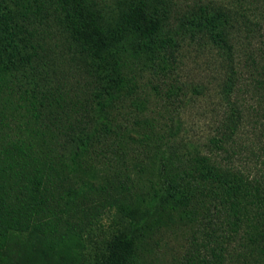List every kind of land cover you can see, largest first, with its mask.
Returning a JSON list of instances; mask_svg holds the SVG:
<instances>
[{
  "label": "rangeland",
  "instance_id": "374dc122",
  "mask_svg": "<svg viewBox=\"0 0 264 264\" xmlns=\"http://www.w3.org/2000/svg\"><path fill=\"white\" fill-rule=\"evenodd\" d=\"M95 1L104 23L115 25L120 20L118 0ZM169 1L163 31H172L184 13L203 4L219 3L246 15L234 20L225 48L215 46L207 35L181 38L175 62L165 69L157 66V59H148L145 52L136 54L128 43L113 53L112 57L122 63L121 72L127 75L129 86L123 89L124 99L108 116L115 130L105 134L108 143L101 148L81 158L72 157L76 138L103 124L93 93L105 80L96 61L57 22L45 27V43L47 83L61 96L62 107L56 110L61 112L59 117L35 118L24 107L13 109L0 96V137L31 142L35 138L37 151L53 167L49 169L50 209L20 232L21 249L26 244L40 251L47 244L60 242L62 236L76 234L93 259L106 240L129 229L131 214L144 215L151 222L166 189L159 173L163 156L172 157L173 151L176 162L197 155L224 162V152L213 146L211 138L218 135L222 121L233 109L241 116L234 123L233 136L223 146L242 152L241 157L233 156L234 165L252 173L261 168L264 173V162L256 165L250 156L264 141V115L257 117L254 111L260 105L264 112V85L259 83L264 81V0ZM172 1L177 4L173 10ZM229 78L234 85L231 105L224 92ZM142 132L149 139L142 140ZM155 143L160 145L158 149ZM242 157H246L245 162ZM7 161L0 152V169ZM74 161L78 162L76 168ZM83 180L93 181L95 189L87 197L77 198L76 206L66 205V193L78 189ZM170 211L171 216L177 215ZM198 227L184 218L147 232L142 251L145 260L149 264H181ZM227 250L225 264H264L257 254H248L239 238L228 241Z\"/></svg>",
  "mask_w": 264,
  "mask_h": 264
},
{
  "label": "trees",
  "instance_id": "16d2710c",
  "mask_svg": "<svg viewBox=\"0 0 264 264\" xmlns=\"http://www.w3.org/2000/svg\"><path fill=\"white\" fill-rule=\"evenodd\" d=\"M170 4L169 0H118L121 17L114 25L104 23L95 0H0V96L13 109L24 107L35 118L59 117L61 112L56 110L62 107L61 96L47 83L45 43V27L57 22L96 61L105 80L93 93L103 124L100 130L93 128L76 138L72 157L81 158L101 148L108 143L105 134L115 130L108 116L124 99L123 89L129 86L127 75L121 72L122 63L112 57L113 53L128 43L136 54L145 52L148 59H157V66L165 69L175 62L181 38L207 35L215 46L225 48L234 20L246 15L219 3L203 4L184 13L172 31H163ZM176 5L172 1V10ZM259 83L264 85L263 80ZM226 84L224 92L231 105L233 81L229 78ZM261 107L254 109L257 117L264 115ZM240 116L233 109L222 121L218 135L211 138L213 146L224 152V162L206 155L176 162L173 151L172 157L163 156L159 173L166 189L156 206L157 215L148 222L144 215L131 214L129 229L106 240L93 259L76 234L62 236L60 242L47 244L40 251L26 244L21 249L20 232L50 209L49 169L53 167L37 151L35 138L33 142L5 141L1 136L0 152L8 161L0 169V264H149L142 254L145 234L162 223L184 218L199 227L181 264H225L227 242L234 238L245 243L249 255L257 254L264 262V173L261 168L252 173L234 165L233 156L241 157L242 152L223 146L233 136ZM141 135L142 140L149 139L147 133ZM154 146L158 149L160 145ZM250 156L256 165L264 162V141ZM242 160L245 162L246 157ZM77 166L74 161L73 167ZM89 177L94 178L95 173ZM94 189L93 181L83 180L78 189L66 193L65 204L76 206L77 198L87 197ZM170 210L177 213L176 218Z\"/></svg>",
  "mask_w": 264,
  "mask_h": 264
}]
</instances>
